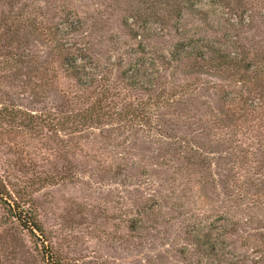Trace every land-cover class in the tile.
Instances as JSON below:
<instances>
[{
	"label": "rangeland",
	"instance_id": "374dc122",
	"mask_svg": "<svg viewBox=\"0 0 264 264\" xmlns=\"http://www.w3.org/2000/svg\"><path fill=\"white\" fill-rule=\"evenodd\" d=\"M0 264H264V0H0Z\"/></svg>",
	"mask_w": 264,
	"mask_h": 264
},
{
	"label": "trees",
	"instance_id": "16d2710c",
	"mask_svg": "<svg viewBox=\"0 0 264 264\" xmlns=\"http://www.w3.org/2000/svg\"><path fill=\"white\" fill-rule=\"evenodd\" d=\"M177 13L179 14V13H180V10H179ZM189 50H191V49H189ZM189 50L183 53V54H184V57L187 58V59H189V58L191 57V53H190ZM225 63H226V62H224V63H220V64H218L216 67H220L221 65H223V64H225ZM212 68H213V67H212ZM238 68H239V67H238ZM74 78H75V76H74ZM5 205H6V211H7L8 215H9L10 217H12V218H15L19 223H22V222H23V221H22L23 219L21 218V215H19V213H18V215H17L16 210L13 209L10 205H8V204H6V203H5ZM22 225H23V223H22ZM23 226L32 229V231L34 230V231H36V232H38V233L41 232V227L38 225V223H37L35 217L31 218V221H30V225H29V226H28V225H25V224H24Z\"/></svg>",
	"mask_w": 264,
	"mask_h": 264
}]
</instances>
